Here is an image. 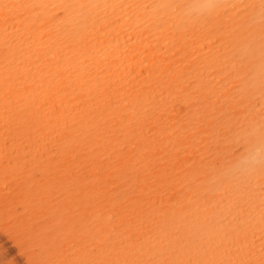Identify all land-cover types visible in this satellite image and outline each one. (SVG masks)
<instances>
[{
  "label": "bare ground",
  "instance_id": "bare-ground-1",
  "mask_svg": "<svg viewBox=\"0 0 264 264\" xmlns=\"http://www.w3.org/2000/svg\"><path fill=\"white\" fill-rule=\"evenodd\" d=\"M0 232V264H264V0H0Z\"/></svg>",
  "mask_w": 264,
  "mask_h": 264
},
{
  "label": "rangeland",
  "instance_id": "rangeland-1",
  "mask_svg": "<svg viewBox=\"0 0 264 264\" xmlns=\"http://www.w3.org/2000/svg\"><path fill=\"white\" fill-rule=\"evenodd\" d=\"M5 237V238H4ZM0 239L2 240V242L5 244V248L7 249V252H8V254H9V258H13V259H15V260H17V262L18 261H21L20 259H19V257L17 256V253H16V250L12 247L13 245L12 244H9V241H8V239L6 238V236L4 235V234H2L1 232H0ZM8 241V242H7ZM12 245V246H11ZM9 250V251H8Z\"/></svg>",
  "mask_w": 264,
  "mask_h": 264
}]
</instances>
